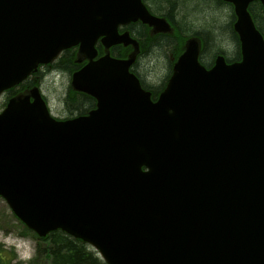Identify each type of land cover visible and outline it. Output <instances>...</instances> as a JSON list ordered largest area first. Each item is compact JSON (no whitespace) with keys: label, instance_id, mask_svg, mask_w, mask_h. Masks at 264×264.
<instances>
[{"label":"water","instance_id":"1","mask_svg":"<svg viewBox=\"0 0 264 264\" xmlns=\"http://www.w3.org/2000/svg\"><path fill=\"white\" fill-rule=\"evenodd\" d=\"M225 1L237 15L242 60L218 58L205 70L191 42L156 102L129 72L132 59L108 56L72 75L75 89L95 91L97 109L86 116L54 120L36 88L31 102L9 99L0 112V196L30 229L39 236L60 229L107 264H264V40L247 12L252 0ZM141 6L0 0V93L61 50L79 45L95 55L101 33L107 44L136 45L117 27L137 16L170 29ZM111 81L121 89H105ZM204 207L215 214L211 222L200 215Z\"/></svg>","mask_w":264,"mask_h":264},{"label":"rangeland","instance_id":"2","mask_svg":"<svg viewBox=\"0 0 264 264\" xmlns=\"http://www.w3.org/2000/svg\"><path fill=\"white\" fill-rule=\"evenodd\" d=\"M156 1H159L163 5V12L165 13L168 6L162 4V0ZM177 1H179V8L178 10L175 9L177 26L173 24V28H170L166 33L160 48L155 49L154 47L143 46L141 51L140 49L138 51L139 57L137 65L143 74L142 76L147 78L145 81L154 85L153 89L156 92L154 97H156L158 91L164 86L165 80L167 81V77L170 74V67L175 61L176 56L182 51L184 42L191 33L206 30L213 33L216 41L214 45L211 44L209 52L205 53L207 56H212L217 47L226 51L228 55L226 58H233L237 54L234 52L236 43L231 38L232 33L230 31L233 18L231 23L227 24L230 14L233 16L230 5H220L212 0H172L175 5ZM149 4L155 9L153 4L150 2ZM157 5L159 4L157 3ZM155 11L159 15L162 14L158 9H155ZM209 14L215 17V19L212 20L209 18ZM132 35L137 38L138 42H141V39L144 38H138L135 34ZM155 42L156 40L152 41V43ZM177 42L180 43L181 48L178 52L172 51L170 46ZM164 47H166L165 52ZM75 49L61 53L59 59L54 62L56 64L55 66L50 68L48 67L50 66L49 64L39 67L35 74L28 75L19 85L15 86L12 92H9L11 89L3 92L0 96V111L5 107L11 97L18 96L24 92L28 93L30 88H36L54 118L63 120L72 117L74 113L73 110H70V103L79 97L83 100V96L78 95L80 93L71 87V73L77 69V67L72 65L77 52ZM65 60L67 61L65 62ZM211 61L209 60V62ZM67 62L69 66L66 65L68 64ZM81 106H84V104ZM22 232L26 235L25 237L18 235ZM38 238L32 230L28 229L15 216L6 201L0 198V264H20L19 262H22L21 264H27L28 256L30 255H32V258L36 255L33 264H54L47 253L49 249L48 242L43 240L44 237ZM19 241H22L23 247ZM28 244L30 245L29 249L27 248ZM90 250L93 251L91 248ZM1 254H4V256ZM96 255L98 256V254Z\"/></svg>","mask_w":264,"mask_h":264},{"label":"bare ground","instance_id":"3","mask_svg":"<svg viewBox=\"0 0 264 264\" xmlns=\"http://www.w3.org/2000/svg\"><path fill=\"white\" fill-rule=\"evenodd\" d=\"M141 1V3H142V6L141 7H139L138 9H143V8H145V10L150 14V15H152V16H154V17H157V18H161V19H164L168 24H169V28H173V24H174V26H177V24H176V16H175V9H177L178 10V8H179V1H177L176 3V5H175V7H174V18H173V20L171 21L169 18H168V15H167V11L164 13L163 12V5H161L160 4V2L158 1H156V0H140ZM212 1H215V3H218V4H226V5H230L231 7H232V12H233V16L230 14V16H229V20H228V22H227V24H230L231 23V21H232V18H233V23H232V27H231V32L233 33V34H231V38L234 40V42L236 43V47L234 46V52L235 53H237L236 54V56L235 57H231V58H226V56H228L227 55V53H226V51L225 50H222V49H220V48H218L213 54H212V56H210V55H205V53H208L209 52V50H208V46H207V48H205V50H204V45H205V41H204V36H206V34L208 35V36H210V37H212V36H214L213 35V33L211 32V31H209V30H206V31H195V32H193V33H191L190 34V36L185 40V42H184V46H183V49H182V51L181 52H179V54L176 56V58H175V61L173 62V64H172V66L170 67V74L168 75V77H167V81H166V85L164 86V88L161 90V92L156 96V97H154V94H152V92L150 91V89H148L143 83H142V80H147V78L145 77V76H142L143 74H142V72H141V70L139 69V67H138V65H137V60H138V57H139V54H138V51H139V49H140V51H141V48L143 47V46H146V47H154V48H157V47H159L160 48V45H161V43H163V41H164V39L165 38H161V37H163V36H165L166 35V33L170 30H168V31H158V32H163V33H158L157 32V30L155 29V27H154V25H150V24H148V23H146V22H144L143 21V19L141 18V17H139V16H137V18L135 19V20H130L129 22H127V23H123V24H119L118 25V27H117V31H118V34L119 35H121V34H123V33H127L128 35H129V37L130 38H132L135 42H136V45H134V44H132V43H129V44H124L123 42H120V43H115V44H112V45H110V44H107L106 42H107V35L106 34H104V33H101L100 34V36H98L97 37V39H95L94 41H93V51L95 52V55L94 54H92V53H90L91 52V49H89L88 51H84V53H82V52H80L79 53V45H75V46H72V47H70V48H67V49H64V50H61V51H59L58 52V54H56L55 55V57L49 62V63H41V64H39L38 66H37V68H36V70H34V71H32L30 74H35L36 73V71L38 70V68L39 67H41V66H43V65H49L50 64V66H48V67H53V66H55L56 64H54V62L55 61H57V59H59V55L61 54V53H66V52H68V51H71V50H73V49H75L77 52H76V56L74 57V59H75V61L73 60V62H72V65L74 66V67H77V69H75V70H73L72 71V73H71V87L73 88V90H75L76 92H78V93H80V94H78V95H84L85 97H88L89 99H91L92 100V105H90V106H88V108L85 110H83V111H81V112H79V111H73V113H74V115L72 116V117H69V118H66V119H63V120H60V119H56V118H54L51 114H50V112H49V110H48V108H47V110H48V112H49V114H50V116L51 117H53L54 118V120H56V121H64V120H68V119H73V118H77V117H80V116H83V115H87L88 113H89V111H91V110H95V109H97V106H96V104H97V97L95 96V95H93V94H95V91H93V92H91V93H87V92H83V91H79V90H77V89H75L74 87H73V85H72V75H73V73L75 72V71H78V70H80L83 66H86L87 64H89L90 62H95V61H97V60H99L100 58H102V57H104V56H108L109 58H114V59H119V60H130V59H132L133 60V62L129 65V68H128V70H129V72L130 73H132L137 79H138V84L141 86V88L144 90V91H146V92H148L149 94H150V98H151V100H152V102H156L157 101V99H158V97H159V95L166 89V86H167V84H168V82H169V80H170V78H171V76H172V74H173V66H174V64L176 63V61L179 59V57H180V55L181 54H183L185 51H186V49H188L189 48V45H190V43L191 42H194L195 43V45H196V58H197V63L200 65V66H203L204 67V69L205 70H209V69H211L213 66H215V64H216V62H217V60H218V58H223L224 60V62H225V64L226 65H231V64H233V63H236V62H240L241 60H242V47H241V41H240V38H239V35H238V32L235 30V23H236V21H237V15H236V13H235V11H234V5L231 3V2H228V1H225V0H212ZM149 2L151 3V4H153V6H155V9H158V10H160V12L162 13L161 15H159L158 14V12L157 11H155V9L152 7V6H150V4H149ZM157 3L160 5H157ZM168 7H169V4H168ZM168 7H167V10H168ZM165 10V9H164ZM257 10H259V11H257ZM135 11V14H134V16L135 15H137V13H138V10H134ZM154 11V12H153ZM156 12V13H155ZM219 12H223V11H219ZM218 12V13H219ZM247 12H248V14H249V16H250V18H251V20H252V22H253V25H254V27H255V29L259 32V34L262 36V38H263V40H264V27L263 28H260V26H259V23L260 22H263L264 23V7H263V5H262V3H261V1L260 0H252V1H250L249 3H248V5H247ZM209 18H211L212 20H214L215 19V17H212L211 16V14H209ZM257 20H258V22H257ZM172 23V24H171ZM264 26V25H263ZM140 29V32L138 33V31H137V29ZM135 34V35H137V37L138 38H143V39H141V42H138V40H137V38L134 36V35H132V34ZM146 36V37H145ZM153 40H156V42L155 43H152V41ZM173 44V43H172ZM165 49H164V52H165V50H166V47H164ZM181 47H180V43H175V44H173V45H171L170 46V49H172V51H175V52H178L179 51V49H180ZM209 49H210V46H209ZM233 52V53H234ZM142 53V52H141ZM164 57H166V56H164ZM209 57H210V59H209ZM209 60H212L211 62H209ZM67 60H65V62H66ZM68 63V62H67ZM102 67H103V65H110L108 62H105L104 60H102V64L101 63H99ZM66 65H68L69 66V63L68 64H66ZM190 67V66H189ZM101 68H97V70H98V72H99V70H100ZM109 70H111L112 71V74L116 71V66H109ZM91 73H92V76H93V79H97V80H99L100 78H98L97 76H96V74H95V72H94V70L93 69H91V71H90ZM30 74H28V75H30ZM100 75H107V73H105V72H103V73H100ZM28 77V76H27ZM26 77V78H27ZM105 77V76H104ZM121 78V77H120ZM24 80V79H23ZM22 80V81H23ZM21 81V82H22ZM117 81H120L125 87L127 86V85H129L126 81H124V80H117ZM21 82H19L18 84H16V85H14V86H12V87H10V88H8V89H5L3 92H5V91H7V90H9V89H11V91H9V92H12L14 89H15V86H17V85H19ZM115 81H111V83L110 84H112V87L111 86H109V85H107L106 87H105V89H107V88H109V89H112V88H114L115 87ZM116 88V87H115ZM17 89V88H16ZM32 89H34V88H30V91L32 90ZM119 89H121L120 87H117L116 88V90H119ZM30 91H28V93H23V94H19L18 96H14V97H24V96H29V99H30V102L32 101V99H33V97L31 96V93H30ZM3 92H1L0 93V96H1V94L3 93ZM18 93H21V92H18ZM82 93V94H81ZM212 93V95L214 96V98H215V93H214V91H212L211 92ZM106 96V95H105ZM104 96V97H105ZM12 98V97H11ZM10 98V99H11ZM42 98V97H41ZM43 99V98H42ZM9 101V100H8ZM7 101V102H8ZM44 101V100H43ZM45 102V101H44ZM6 105H7V103H6ZM6 105H5V107H6ZM45 105H46V103H45ZM4 107V108H5ZM46 107H47V105H46ZM3 108V109H4ZM2 109V110H3ZM1 110V111H2ZM0 111V112H1ZM239 111V110H238ZM215 112H216V110H215ZM260 121H264L263 119H260ZM246 148H249V149H251V146H246ZM230 162L229 161H226L225 160V158H222L221 159V162H220V165H222V166H224V167H226L231 173H233L232 172V170H234V169H232L231 167H230ZM143 170H146V168H143ZM207 172V171H206ZM212 173H216V174H218V175H221V169H219V168H216V169H214V168H212L211 169V174ZM229 176H231L232 178H235V179H237L238 181H239V178H237V177H233L232 175H230V174H228ZM226 180V182H227V184L229 185V186H233V183H232V181L230 180V179H228V178H226L225 179ZM210 181H211V184L212 185H214V186H220L221 187V185L220 184H218V183H216L215 182V178L213 177V176H210ZM206 192H207V190H205ZM221 193V191L219 190L218 191V194H220ZM228 193H229V190H228ZM0 198H2V199H4L5 201H6V203L8 204V202H7V200L4 198V197H2V196H0ZM9 205V204H8ZM224 204L223 203H221V206H223ZM9 207H10V205H9ZM10 209H11V207H10ZM12 210V209H11ZM12 212H13V210H12ZM14 213V212H13ZM203 213V216H205L206 218H207V220H208V222H211V217L212 216H214L215 214H214V212H212L211 210H209L207 207H204L201 211H200V215ZM15 214V213H14ZM192 215H193V217H191V218H193V221H195V220H198V221H200L201 220V216L199 217V212L198 211H194V212H192ZM15 216L28 228V229H30L16 214H15ZM225 222L228 224V225H230V226H235L236 227V225H235V223H233V221H232V218L230 217V216H226L225 217ZM30 230H32V229H30ZM57 230H59V231H62V230H60V229H56V230H53V231H57ZM53 231H49L46 235H44V236H39L38 235V233L35 231V230H32V232H34V234L37 236V239H39L38 237H46L48 234H50L51 232H53ZM62 232H64V231H62ZM65 234H67L66 232H64ZM20 237H22V236H26L25 234H24V232H22L21 234H18ZM68 236H71V235H69V234H67ZM72 238H75V239H79V238H76V237H73V236H71ZM79 240H81V239H79ZM83 243H85L86 245H88L89 246V249L91 248V249H93V252L95 251V253L96 254H98V256L97 257H99L101 260H102V262H104L105 264H107L105 261H104V259H103V257L101 256V254L99 253V251L97 250V249H95L91 244H89V243H87V242H84L83 240H81ZM20 243H21V246L23 247L24 245H23V243H22V241H19ZM247 246L248 245H246L245 247L247 248ZM27 248L29 249L30 248V245L28 244L27 245ZM92 251V250H91ZM200 251H203V249L202 250H200ZM29 258H28V263L27 264H33V262H34V260L36 259V255L32 258V255H30V256H28ZM20 264L22 263V262H19ZM13 264V263H12Z\"/></svg>","mask_w":264,"mask_h":264},{"label":"trees","instance_id":"4","mask_svg":"<svg viewBox=\"0 0 264 264\" xmlns=\"http://www.w3.org/2000/svg\"><path fill=\"white\" fill-rule=\"evenodd\" d=\"M161 2L162 4H166L167 6L169 4L167 15L168 18L172 21L174 18L173 9L175 7V3L172 2V0H162ZM263 25V22L259 23L260 28H263ZM137 31L139 33L140 29L138 28ZM204 41V50L205 48H207V46L209 50V46L211 48V44L214 45L216 39L214 38V36L210 37L206 34V36H204ZM155 49L159 48L157 47ZM81 96H83V100L79 97L70 103V110L81 112L84 109L86 110L88 106L92 105L91 99L85 97L84 95ZM82 104H84V106H81ZM43 240L47 241L49 244L47 253L49 254V257L54 264H105L99 257L96 256L95 252L89 249L88 245H86L79 239L68 236L62 231H53L45 238H43ZM1 255L4 256V254Z\"/></svg>","mask_w":264,"mask_h":264},{"label":"flooded vegetation","instance_id":"5","mask_svg":"<svg viewBox=\"0 0 264 264\" xmlns=\"http://www.w3.org/2000/svg\"><path fill=\"white\" fill-rule=\"evenodd\" d=\"M161 38H165V36H163V37H161ZM165 78H166V75H165ZM142 83L148 88V89H150V91L152 92V94H155L156 92H154V85L153 84H150V83H148V82H146L145 80H142ZM166 85V80H165V84H164V86ZM164 86H163V88H164ZM162 88V89H163ZM162 89H160L159 91H158V93H157V95L161 92V90ZM156 95V96H157Z\"/></svg>","mask_w":264,"mask_h":264}]
</instances>
